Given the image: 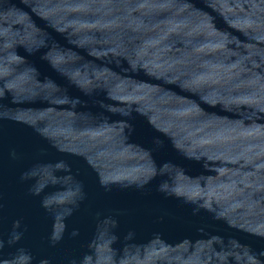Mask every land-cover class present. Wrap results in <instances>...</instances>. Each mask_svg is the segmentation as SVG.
I'll return each instance as SVG.
<instances>
[{"label": "water", "instance_id": "water-1", "mask_svg": "<svg viewBox=\"0 0 264 264\" xmlns=\"http://www.w3.org/2000/svg\"><path fill=\"white\" fill-rule=\"evenodd\" d=\"M0 264H264V0H0Z\"/></svg>", "mask_w": 264, "mask_h": 264}]
</instances>
